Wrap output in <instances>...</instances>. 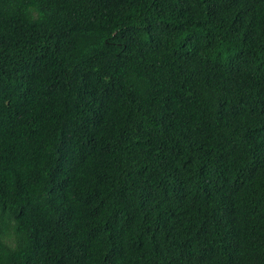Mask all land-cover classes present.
<instances>
[{
	"label": "trees",
	"instance_id": "trees-1",
	"mask_svg": "<svg viewBox=\"0 0 264 264\" xmlns=\"http://www.w3.org/2000/svg\"><path fill=\"white\" fill-rule=\"evenodd\" d=\"M0 264H264V0H0Z\"/></svg>",
	"mask_w": 264,
	"mask_h": 264
}]
</instances>
